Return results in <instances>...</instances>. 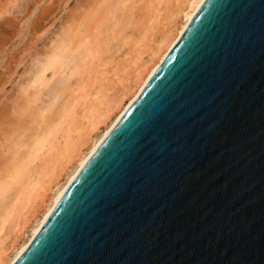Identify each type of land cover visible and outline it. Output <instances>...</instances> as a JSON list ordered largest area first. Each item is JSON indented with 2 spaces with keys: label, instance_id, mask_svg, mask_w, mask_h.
Wrapping results in <instances>:
<instances>
[{
  "label": "water",
  "instance_id": "water-1",
  "mask_svg": "<svg viewBox=\"0 0 264 264\" xmlns=\"http://www.w3.org/2000/svg\"><path fill=\"white\" fill-rule=\"evenodd\" d=\"M13 264H264V0H200Z\"/></svg>",
  "mask_w": 264,
  "mask_h": 264
},
{
  "label": "bare ground",
  "instance_id": "bare-ground-1",
  "mask_svg": "<svg viewBox=\"0 0 264 264\" xmlns=\"http://www.w3.org/2000/svg\"><path fill=\"white\" fill-rule=\"evenodd\" d=\"M199 2L83 0L63 20L28 80L0 108V264L15 262ZM136 14L144 17L134 23ZM131 27L137 37L126 34ZM118 42L129 51L120 70L109 60ZM110 64L117 69L109 77ZM46 89L50 100L39 107Z\"/></svg>",
  "mask_w": 264,
  "mask_h": 264
},
{
  "label": "rangeland",
  "instance_id": "rangeland-1",
  "mask_svg": "<svg viewBox=\"0 0 264 264\" xmlns=\"http://www.w3.org/2000/svg\"><path fill=\"white\" fill-rule=\"evenodd\" d=\"M82 1L0 0V108L7 106L11 102V98L16 96L15 94L19 92L20 86L30 77V69L35 61L39 59L41 52L49 46L56 32L65 27L64 21L67 16H70L72 12L77 13L81 10L78 5L77 7L75 5L79 4L80 6ZM139 16L140 14L135 15V19L133 18L134 23L138 22L139 18L144 17L142 14L141 17ZM128 29L126 30V32L128 31L127 35L132 34L133 37H137V33L132 27ZM114 44V46H117V43ZM114 46L109 60L116 63L118 67L124 60L129 58L126 56L129 51L127 47L120 46L119 42L118 46L120 47ZM114 50L115 52H113ZM107 67L108 76L110 77L112 71H115L117 67L114 68L113 64ZM118 69L120 70L119 67ZM122 74L125 75L124 72H120L117 76L121 77ZM52 83L53 86L50 85L51 87L48 88L53 89L57 82ZM72 83L73 80L69 84ZM50 89L44 91L43 99H40L38 104L39 107L50 100L48 93H46ZM44 94L47 95L45 98ZM60 101L61 99L55 103L54 107L52 106V112L59 106Z\"/></svg>",
  "mask_w": 264,
  "mask_h": 264
}]
</instances>
